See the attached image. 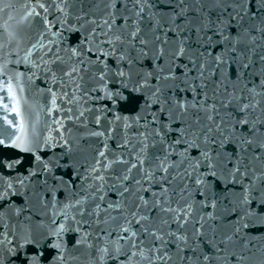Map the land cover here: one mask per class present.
<instances>
[{
  "label": "snow or ice",
  "instance_id": "6c2138e0",
  "mask_svg": "<svg viewBox=\"0 0 264 264\" xmlns=\"http://www.w3.org/2000/svg\"><path fill=\"white\" fill-rule=\"evenodd\" d=\"M33 4L0 92L42 79L77 132L0 138V264H264V0Z\"/></svg>",
  "mask_w": 264,
  "mask_h": 264
}]
</instances>
